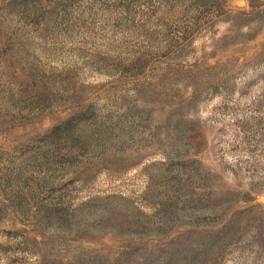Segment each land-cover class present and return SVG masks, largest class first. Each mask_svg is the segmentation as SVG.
Masks as SVG:
<instances>
[{"label":"rangeland","instance_id":"rangeland-1","mask_svg":"<svg viewBox=\"0 0 264 264\" xmlns=\"http://www.w3.org/2000/svg\"><path fill=\"white\" fill-rule=\"evenodd\" d=\"M0 264H264V0H0Z\"/></svg>","mask_w":264,"mask_h":264}]
</instances>
